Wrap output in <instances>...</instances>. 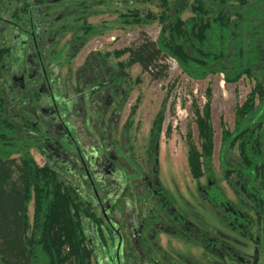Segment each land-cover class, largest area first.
<instances>
[{
    "label": "trees",
    "instance_id": "obj_1",
    "mask_svg": "<svg viewBox=\"0 0 264 264\" xmlns=\"http://www.w3.org/2000/svg\"><path fill=\"white\" fill-rule=\"evenodd\" d=\"M10 6L8 18L0 15V264H160L142 240V229L194 239L195 229L157 178L161 113L148 129L147 146L153 149L148 157L146 148L142 157L129 149L132 113L119 140L102 132L99 122L104 116L113 120L109 130L116 128L123 99L113 95L120 90L112 93L110 87H117L124 66L138 64L140 72L157 79L164 75L167 57L193 80L220 74L224 83L247 81L248 91L234 106L232 127L220 123V177L211 161L208 84L201 108L192 106L197 145L187 133L185 159L196 190L220 223L252 242L264 238V0H160L158 14L144 13L160 26L155 39L140 32L134 46L115 50L126 58L115 63L113 80L103 57L93 51L77 68L74 82L69 74L61 80L59 70L92 27L74 31L59 45L67 23L44 21L43 29L32 32L26 0H0V12H9ZM133 10L121 22L139 20ZM42 11H35L36 18ZM6 25L8 38L1 35ZM108 146L120 162L123 155L122 167L113 161L118 174L98 171L95 159L88 158L105 156ZM31 147L45 150L50 160L37 164ZM84 169L97 171L92 185ZM221 179L236 203L218 185ZM194 240L209 249L204 239ZM168 263L180 264L171 257Z\"/></svg>",
    "mask_w": 264,
    "mask_h": 264
},
{
    "label": "rangeland",
    "instance_id": "obj_2",
    "mask_svg": "<svg viewBox=\"0 0 264 264\" xmlns=\"http://www.w3.org/2000/svg\"><path fill=\"white\" fill-rule=\"evenodd\" d=\"M80 1L83 3L80 4ZM26 2L33 16L32 32L35 29L37 31L43 29L39 25L48 20L69 25V30L64 29L66 31L60 37L59 45L73 35L74 31L80 34L86 25L92 27L86 42L59 70L60 79L64 80V77L69 74L71 82H74L73 79L76 78L77 68L83 65L86 58L92 57L90 52L93 51L98 52V58L103 57L104 68L107 67L108 76L113 80L118 73L115 63L119 60L124 61L126 58V54L116 56L114 51L124 46H134L139 40L140 32L146 38L155 39L160 27L156 21L144 16L146 12L158 14L161 8L160 0H26ZM36 8L43 10L37 18ZM134 8H137L139 20L121 22L123 16H131L129 14L134 12ZM12 9L13 6H10L9 12L4 9L0 15L8 18ZM187 14L188 12H183V16ZM10 32V28L6 25L1 35L8 38ZM165 62L167 68L164 75L157 79H151L146 73L140 72L138 64L124 66L119 83L117 85L114 83L117 91L120 90L121 93L113 95L117 99H123L117 111L116 128L109 130L113 120L109 121L104 116L99 122L102 125V132L107 131L112 139L119 140L123 122L132 113L131 126L127 131L128 140L135 154L139 156L140 152L142 157L143 150L148 145L150 123L158 112L161 113L162 120L157 139V178L174 197L175 208L185 213L191 225L197 230L191 238H204L209 249L194 239L188 240L175 234L153 233L149 230L142 232V240L153 251L160 264H168L166 255L179 261L180 264H264V238L257 243L252 242L231 226L220 223L216 212L197 192L195 181L188 174L185 159L187 133H189V140L197 145L192 106L195 104L197 109L201 108L206 99L204 93L208 84L209 117L213 131L211 161L215 176L220 177L218 164L220 123L222 122L228 128L232 127L234 106L243 100L248 91V83L245 79H240L236 83H224L220 74L193 80L180 72L173 58L167 57ZM113 67L115 72L111 70ZM6 77L4 73L3 78ZM86 86L84 84L83 87ZM109 94L110 92L107 95ZM95 96L98 98V94ZM112 108V105L108 106V110ZM89 116L88 113V118ZM79 120H83V116ZM44 152H40L36 147L29 148V154L39 165L46 163L49 159H46V151ZM218 185L225 196L236 203L235 195L223 179L218 181ZM28 209L30 214V205ZM250 229L255 232V226Z\"/></svg>",
    "mask_w": 264,
    "mask_h": 264
},
{
    "label": "flooded vegetation",
    "instance_id": "obj_3",
    "mask_svg": "<svg viewBox=\"0 0 264 264\" xmlns=\"http://www.w3.org/2000/svg\"><path fill=\"white\" fill-rule=\"evenodd\" d=\"M110 91L112 92H114V91H117V89L114 87L113 88V86H111L110 87ZM109 91V92H110ZM109 92H107L106 91V94H108ZM112 92V93H113ZM111 93V94H112ZM56 129H57V127H56ZM58 129H62V130H64V128L62 127V126H60V127H58ZM66 132V131H65ZM66 134H67V132H66ZM118 149H123V147H117ZM146 149H145V151H146V156L148 157L151 153H153V149L152 150H150V148H149V146H146L145 147ZM112 147L111 146H108V149H107V154L105 155V156H100L99 158H95V157H92V155L91 154H89L88 155V158H89V160L91 161L92 159H95L94 161H95V164H96V168H97V170L98 171H100V170H102L103 172L105 171V174H110V175H112V174H114V172H115V174H118L119 173V171L118 172H116V168H115V166L113 165V161H115L116 160V163L118 164V162L120 163V165L118 164V166L119 167H122L123 166V155L121 154L120 156H122V158H121V162L119 161V159H118V157H117V155H114L113 154V152H112ZM121 149V150H122ZM129 149H134V148H131V147H129ZM121 150H120V152H121ZM133 151V150H132ZM132 157H134V156H132ZM149 164V163H148ZM149 168V167H148ZM115 170V171H114ZM96 172L97 171H94V170H91V173L89 174L88 173V176H87V179L89 180V182H90V184L92 185V181H91V175H94L95 176V174H96ZM102 174V173H101ZM198 192V191H197ZM199 193V192H198ZM200 194V193H199ZM201 196V195H200ZM202 197V196H201ZM203 199V198H202ZM194 228V227H193ZM195 229V228H194ZM144 230H148V229H142L141 230V234H142V232L144 231ZM150 231V230H149ZM151 232H153V231H151ZM158 232H162V231H158ZM197 232V230L195 229V232H194V234ZM240 235H242L239 231H237ZM153 233H155V232H153ZM162 233H164V234H167V233H165V232H162ZM243 236V235H242ZM191 237H193L192 235H191ZM244 237V236H243ZM196 238H198V237H196ZM196 238H194V239H196ZM202 239H204V238H202ZM144 241V240H143ZM145 242V241H144ZM146 243V242H145ZM208 244V243H207ZM208 246V245H207ZM218 250V249H217ZM217 254H218V251H217ZM155 255V254H154ZM165 259H166V263H168V257H167V255L165 256ZM158 260V259H157ZM169 264V263H168ZM223 264V263H222ZM225 264V263H224ZM227 264V263H226Z\"/></svg>",
    "mask_w": 264,
    "mask_h": 264
},
{
    "label": "water",
    "instance_id": "obj_4",
    "mask_svg": "<svg viewBox=\"0 0 264 264\" xmlns=\"http://www.w3.org/2000/svg\"><path fill=\"white\" fill-rule=\"evenodd\" d=\"M69 134V132H67V135ZM85 170V174H86V176H88V171H87V169H84ZM118 246H119V242H118V244H117V246H116V249H118Z\"/></svg>",
    "mask_w": 264,
    "mask_h": 264
}]
</instances>
